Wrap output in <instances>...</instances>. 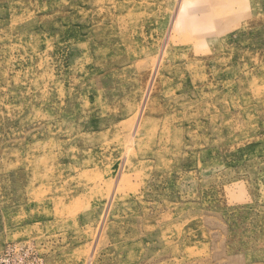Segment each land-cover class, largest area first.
<instances>
[{"label":"rangeland","instance_id":"1","mask_svg":"<svg viewBox=\"0 0 264 264\" xmlns=\"http://www.w3.org/2000/svg\"><path fill=\"white\" fill-rule=\"evenodd\" d=\"M0 264H264V0H0Z\"/></svg>","mask_w":264,"mask_h":264}]
</instances>
